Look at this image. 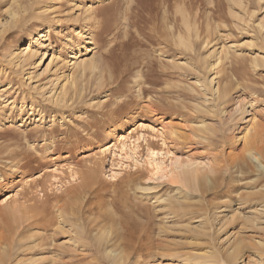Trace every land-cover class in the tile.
I'll list each match as a JSON object with an SVG mask.
<instances>
[{
	"label": "rangeland",
	"instance_id": "1",
	"mask_svg": "<svg viewBox=\"0 0 264 264\" xmlns=\"http://www.w3.org/2000/svg\"><path fill=\"white\" fill-rule=\"evenodd\" d=\"M236 1L0 0L1 263L257 252L264 172L228 163L264 147V0ZM181 163L222 171L188 189Z\"/></svg>",
	"mask_w": 264,
	"mask_h": 264
},
{
	"label": "bare ground",
	"instance_id": "2",
	"mask_svg": "<svg viewBox=\"0 0 264 264\" xmlns=\"http://www.w3.org/2000/svg\"><path fill=\"white\" fill-rule=\"evenodd\" d=\"M134 0H131V2H133ZM232 2H234V0H231ZM236 1V0H235ZM239 1V0H238ZM238 1L235 2V5L237 4H241V0L239 3H237ZM244 1V0H243ZM247 1V0H246ZM248 3V2H247ZM251 4V3H250ZM234 5V4H233ZM243 5V4H242ZM240 6V5H239ZM244 6V5H243ZM231 8V7H230ZM233 8V7H232ZM245 9V8H244ZM232 10V9H231ZM90 11V10H89ZM103 11V10H102ZM107 11V10H106ZM105 11V13H106ZM234 11V10H233ZM104 12V11H103ZM236 13V12H234ZM246 13V11H245ZM248 13V11H247ZM237 15V14H236ZM240 17V16H239ZM12 19V18H11ZM188 21V20H186ZM185 23L187 24V29H190V25L188 22ZM209 24V23H208ZM198 26H196L197 28ZM208 27V26H207ZM8 28V27H7ZM7 28H5V31L7 30ZM209 30V29H208ZM198 31H200V28L198 27L196 32L198 33ZM211 32V29L209 30ZM201 33V31H200ZM4 34V32H3ZM211 34V33H209ZM44 35V34H43ZM42 35V36H43ZM196 35V34H195ZM208 35V33H207ZM209 36V35H208ZM207 36V37H208ZM181 37V36H180ZM198 37V36H197ZM209 38V37H208ZM181 39H183V36L181 37ZM184 40V39H183ZM182 40V42H183ZM209 40V39H208ZM207 41V38L205 39V43ZM212 41H209V43ZM189 44V43H188ZM207 44V43H206ZM209 45V44H208ZM85 47V46H84ZM28 48L23 49L27 50ZM84 49V48H83ZM87 49V47H86ZM90 51V49H89ZM90 61V60H89ZM88 60H83L80 62H77V64L75 63V65H80L82 67L86 66L89 62ZM256 62V61H255ZM257 63V62H256ZM258 65V64H257ZM214 82V80H211L210 83L212 85V83ZM201 86V85H200ZM227 91V89H225ZM224 91V90H223ZM222 92L221 90H219V88L217 87L216 89V96H218L219 99L221 98H225V97H229L230 94H227L228 92ZM200 130L203 129H207V123L202 122L199 124ZM256 134V133H255ZM258 141L254 138H252L251 140H249L248 137H245V147H244V153H242V155H238L237 157L235 156L234 160H230L228 163L229 165L232 163H236V161H246V156L256 162L258 164V167L264 172V152L263 149L264 147L260 144L257 143ZM126 147V142L123 143V147ZM124 150V149H123ZM22 154V153H21ZM155 152H152V155H154ZM246 155V156H245ZM20 156V155H19ZM18 156V157H19ZM14 157V156H13ZM27 156L24 155L23 158H26ZM232 159V158H231ZM7 160V159H6ZM23 161V160H22ZM13 162V161H12ZM247 163V161H246ZM29 164V163H28ZM155 164V163H154ZM153 164V165H154ZM157 164V163H156ZM227 164V163H226ZM227 165V167L229 166ZM18 166V163H17ZM26 166V165H24ZM176 166V164H175ZM157 167L159 168L158 164ZM23 168V167H22ZM175 168L177 169L178 172L173 171L172 169ZM171 169L173 171V173L171 174V176H174L175 178H177V181L180 182L185 188L188 189H198L200 186H204L205 183H207L208 181H213V177L216 174L221 173L222 171V167L218 166V164H213V163H209V164H205L203 167L200 164L194 165L193 163H187V164H183L181 163L180 169H178L179 167L176 166ZM176 172V173H175ZM223 175L224 172L222 173ZM229 176V175H228ZM220 179V178H219ZM222 179V178H221ZM215 181V180H214ZM208 184V183H207ZM213 184V183H211ZM212 186V185H211ZM200 189V188H199ZM198 189V190H199ZM63 221V220H62ZM198 221V220H197ZM197 226V225H196ZM264 227V226H263ZM194 229V228H192ZM197 229V228H195ZM198 231V230H196ZM209 234V233H208ZM263 235V234H261ZM208 236V235H206ZM259 237V243L255 251L257 252H252L251 255H245L244 252H242V247L241 244L237 243V241L230 243L229 246L225 249V247H223V249L218 248L217 246H211L209 248H207V250L205 251H193V252H186V254L184 253V257L180 259V261L178 263L175 264H188L190 261H194L195 264H243L244 262V256L245 259L248 260L247 263L245 264H251L252 261H254L253 259L257 258L259 260V263L262 264L263 263V257L262 254H264V236H258ZM237 240V239H236ZM232 242V241H230ZM239 242V240H238ZM257 243V242H256ZM255 243V244H256ZM17 244V243H16ZM15 244V245H16ZM254 244V245H255ZM18 245V244H17ZM164 246V245H163ZM257 246V245H256ZM262 246V247H261ZM6 247V246H5ZM19 247V246H18ZM15 248V247H14ZM14 250V249H13ZM110 253V252H107ZM1 254V253H0ZM106 255V254H105ZM5 257V256H4ZM256 259V260H257ZM118 260V259H117ZM2 261V259H1ZM0 264H3L1 263ZM4 261V259H3ZM2 261V262H3ZM55 261V260H54ZM123 261V260H122ZM241 261V263H240ZM5 262V261H4ZM255 262V261H254ZM258 262V261H257ZM125 263V262H124ZM55 264V263H54ZM120 264V263H119ZM172 264V263H171Z\"/></svg>",
	"mask_w": 264,
	"mask_h": 264
}]
</instances>
